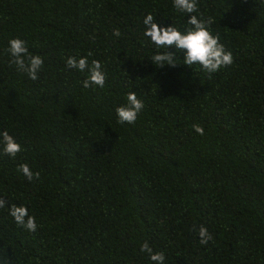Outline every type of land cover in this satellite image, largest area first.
<instances>
[{"label":"trees","instance_id":"1","mask_svg":"<svg viewBox=\"0 0 264 264\" xmlns=\"http://www.w3.org/2000/svg\"><path fill=\"white\" fill-rule=\"evenodd\" d=\"M197 7L233 56L212 74L180 52L175 67L151 62L174 49L143 35L147 14L190 27L173 0H0V133L21 146L0 149V264H155L144 242L163 264H264V0ZM13 38L42 57L37 80L10 63ZM69 56L98 60L104 87L84 88ZM128 92L144 108L121 124Z\"/></svg>","mask_w":264,"mask_h":264},{"label":"clouds","instance_id":"2","mask_svg":"<svg viewBox=\"0 0 264 264\" xmlns=\"http://www.w3.org/2000/svg\"><path fill=\"white\" fill-rule=\"evenodd\" d=\"M173 7L177 12L189 14L187 24L190 27L185 28L182 32L172 24L163 27L154 23V17L151 13L147 14L143 19L145 31L143 35L150 38L157 49H169L174 51L158 52L151 57V62L163 68L165 65L175 67L177 64L176 52H180L183 57L184 65L191 68L193 65H199L205 72L212 74L221 68L230 66L233 63V56L227 51L220 42V36L217 33L213 35L209 26L214 22L211 17L207 19L200 17L194 13L198 12L197 0H173ZM113 35L120 36L119 29H114ZM7 52L11 56L10 63L14 64L19 71L26 73L29 79L35 81L38 79V72L43 66V59L39 55H32L28 52L25 41L19 38H13L8 41ZM92 53L89 52L88 56ZM66 66L70 69H76L80 72L87 71L88 76L82 81L83 87L88 88L91 85L104 87L105 73L101 70V63L93 59L91 64L88 62L87 56L76 58L69 56L66 60ZM144 108L142 100L138 99L135 92H128L127 103L118 106L115 109L117 120L119 123H134L139 112ZM193 129L200 135H203V128L199 125H193ZM0 149L10 157H15L21 151V146L16 142L14 137L9 135L7 131L0 133ZM18 171L22 172L27 180L31 181L35 177L39 179V172L35 174L31 172L26 164H21ZM7 201L0 198V209L5 208ZM9 214L13 217L17 225L25 228L30 232H35L37 224L35 217L28 214V209L21 205L12 204L9 207ZM198 235L200 243L206 245L212 236L207 228L203 225L199 226ZM141 252L149 254V259L155 264H163L165 255L163 252L153 253L147 242L140 246Z\"/></svg>","mask_w":264,"mask_h":264}]
</instances>
